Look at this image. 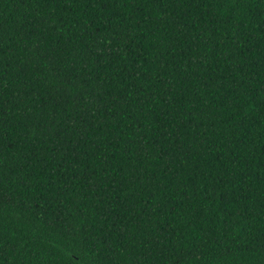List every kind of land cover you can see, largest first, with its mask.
<instances>
[{
  "label": "trees",
  "instance_id": "trees-1",
  "mask_svg": "<svg viewBox=\"0 0 264 264\" xmlns=\"http://www.w3.org/2000/svg\"><path fill=\"white\" fill-rule=\"evenodd\" d=\"M0 264H264V0H0Z\"/></svg>",
  "mask_w": 264,
  "mask_h": 264
}]
</instances>
